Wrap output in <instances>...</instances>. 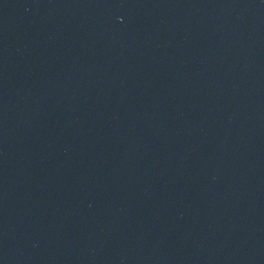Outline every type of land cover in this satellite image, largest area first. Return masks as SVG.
<instances>
[{
	"label": "water",
	"instance_id": "1",
	"mask_svg": "<svg viewBox=\"0 0 264 264\" xmlns=\"http://www.w3.org/2000/svg\"><path fill=\"white\" fill-rule=\"evenodd\" d=\"M264 212V0H0V264H200Z\"/></svg>",
	"mask_w": 264,
	"mask_h": 264
}]
</instances>
